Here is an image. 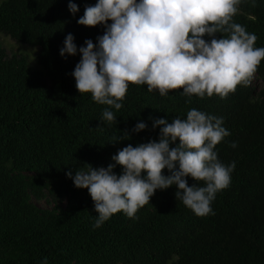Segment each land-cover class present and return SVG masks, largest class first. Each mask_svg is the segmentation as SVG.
<instances>
[{"label":"trees","instance_id":"1","mask_svg":"<svg viewBox=\"0 0 264 264\" xmlns=\"http://www.w3.org/2000/svg\"><path fill=\"white\" fill-rule=\"evenodd\" d=\"M70 2L78 6L75 15ZM96 3L0 0V34L38 48L40 67L0 42V264H264V61L250 86L225 99L187 97L183 89L162 97L147 85L129 84L117 111L79 93L73 75L79 51L60 54L68 34L78 49L86 40L98 47L105 27L78 24ZM233 22L257 36L255 47H264V0H242ZM193 108L222 118L230 133L215 151L236 167L211 204L214 215L194 214L173 186L158 189L136 218L120 212L94 228V201L67 173L74 177L86 165L107 169L129 144L159 142L155 120L186 119ZM105 109L116 117L110 126L102 119ZM140 122L146 130L134 131ZM125 133L129 137L120 140ZM114 172L123 168L115 165Z\"/></svg>","mask_w":264,"mask_h":264},{"label":"clouds","instance_id":"2","mask_svg":"<svg viewBox=\"0 0 264 264\" xmlns=\"http://www.w3.org/2000/svg\"><path fill=\"white\" fill-rule=\"evenodd\" d=\"M242 0H97L85 8L78 24L95 28L103 25L98 47L86 40L77 48L68 34L60 54L80 62L73 75L80 94L119 111L129 84L147 85L167 97L183 89L187 97L203 99L214 95L225 99L238 86L248 87L264 61V47H255L257 36L233 22ZM74 15L79 11L69 3ZM109 21L111 24L109 25ZM226 34L217 38V34ZM211 38L210 42L203 37ZM191 103V100L187 101ZM103 121L116 122L113 111L105 109ZM223 119L193 108L186 119L154 121L161 129L159 142L133 147L129 144L113 157L107 169L78 170L72 177L78 189H87L98 213L94 228L114 214L136 218L151 202L155 192L175 186L176 198L199 217L214 215L211 207L218 192L229 187L236 164H223L215 151L229 131ZM140 122L134 131L146 130ZM129 137L127 133L121 139ZM177 141L179 142L177 144ZM172 145H176L172 147ZM231 147H237L233 143ZM115 165L123 168L120 175ZM167 169L170 175L165 176ZM146 174V175H145ZM188 177L195 184L189 186ZM203 182L205 186H198ZM47 264V261H45Z\"/></svg>","mask_w":264,"mask_h":264},{"label":"rangeland","instance_id":"3","mask_svg":"<svg viewBox=\"0 0 264 264\" xmlns=\"http://www.w3.org/2000/svg\"><path fill=\"white\" fill-rule=\"evenodd\" d=\"M0 42L7 48L9 53H17V54H26L29 57L31 65L35 69H39L40 67L37 65L36 55L38 53V48H29V46H21L16 44L10 38H7L0 34ZM40 205L45 206V202H41Z\"/></svg>","mask_w":264,"mask_h":264}]
</instances>
